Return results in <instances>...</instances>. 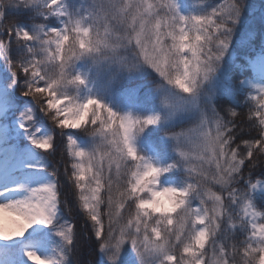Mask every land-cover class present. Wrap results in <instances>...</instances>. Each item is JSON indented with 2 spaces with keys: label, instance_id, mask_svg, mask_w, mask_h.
<instances>
[{
  "label": "snow or ice",
  "instance_id": "1",
  "mask_svg": "<svg viewBox=\"0 0 264 264\" xmlns=\"http://www.w3.org/2000/svg\"><path fill=\"white\" fill-rule=\"evenodd\" d=\"M41 0H8L0 5V33L18 41L35 37L4 20L11 8L16 17ZM62 0H44L43 11L65 18L60 28L47 30L42 59L27 65L10 62V72L30 81L22 93L42 101L40 110L51 114L63 131L84 128L102 138L95 153H85L69 138L64 145L70 157L64 174L73 189L74 201L92 229L96 250L107 255L109 264H144L146 257L159 256L160 264H264V219L248 200V189L236 182L259 167L264 169V0H223L208 15L185 18L175 0H135L131 17L139 58L169 85L184 94V104L202 105L205 117L197 131L191 159L180 151L191 183L185 189L160 187L162 170L138 157L131 146L134 130L156 123L158 118L134 120L119 116L96 99L84 103L57 94L65 83L84 85L79 75L65 78L66 66L93 49L87 38L91 29L79 20L66 19ZM91 19V16L88 17ZM7 43L0 41V55ZM59 71L49 77L45 64ZM255 66L260 83L250 86L246 70ZM247 92L251 102L247 120L239 103ZM31 117L25 118L27 123ZM251 125V126H249ZM23 127V125H22ZM41 152H53L51 138L32 137ZM166 171V170H163ZM58 184L32 189L25 199L0 203V242L23 238L36 224H52L61 194ZM3 190L0 194H3ZM198 207L186 206L188 197ZM67 205V199L63 200ZM240 205V217L249 221V232L239 244L219 245L214 240L226 205ZM128 212L125 218V212ZM76 229L68 224L57 233L67 248L76 242ZM128 243L136 259L121 247ZM28 264H58L32 251L23 253ZM95 264V260L91 261Z\"/></svg>",
  "mask_w": 264,
  "mask_h": 264
},
{
  "label": "trees",
  "instance_id": "2",
  "mask_svg": "<svg viewBox=\"0 0 264 264\" xmlns=\"http://www.w3.org/2000/svg\"><path fill=\"white\" fill-rule=\"evenodd\" d=\"M115 1L117 0H76L74 14L69 11L68 0H62L59 7L66 14V19L79 20L82 26L91 29V35L87 40L93 48L98 40L106 37L108 31L124 32L125 18L122 17L123 21L120 25L119 19L113 16L112 5ZM7 2L8 0H0V5ZM186 2L192 11L193 17L210 14L221 5L223 0H186ZM253 2H256V0H253ZM43 3L44 0H41V3L38 4H30L22 10L23 14L18 18L11 8L5 10L4 20L6 22L13 21L17 29L27 30L35 38L30 42H23L16 40L14 37H8L7 32L0 33V41H5L7 38L3 54L0 55L1 63L8 66L12 62L20 66L27 65L33 59L43 58V49L49 47L44 44L47 30L60 28L66 22L65 18L52 16L51 14L46 17L43 11ZM90 16L91 19L88 18ZM115 47L120 48L119 45ZM129 64L131 66L137 64V66L130 69L131 74L128 80H125L128 75L121 78L117 92L119 101L129 108L126 112L114 109L109 102H103L97 97H90L85 91L84 85L71 88L65 83L62 88L56 89L57 94L61 97L66 96L77 104L84 103L89 98L96 99L117 115L128 116L134 120L142 121L150 117L158 118L156 123L144 127L143 130L136 129L133 131L130 140L131 146L144 163L162 170L159 177L160 187L183 190L191 183L189 174L182 159L173 151L171 142L167 140L178 135L187 134L198 128L199 123L203 122L205 117L203 106L193 105L186 113H178L177 118L171 121V124L165 125L164 120L167 118V110L163 102L156 96V92L168 83L159 77L153 69L143 64L141 60L133 59ZM44 68L46 74L52 78H55L59 71L58 65L55 63L45 64ZM11 75L14 78L13 73ZM246 75L253 76L250 67L246 70ZM14 80L15 96L10 93L0 94V162L5 164L7 176H12L13 181L24 188L25 195L20 200L25 199L32 189L37 188L28 189V186L34 184L40 178L44 169L21 168L17 165L21 150L28 144L29 128H21L22 130L15 128L14 123L10 121L11 113L16 108L13 104L16 105L20 102L16 98L20 97L21 100H28L32 103L35 111L34 121L41 126H45L56 143V149L53 152V164L55 166L56 184L60 186V213L63 218L68 219L70 224L74 225L76 242L71 248L54 241L44 244L43 241H40V236L45 232L46 227L36 224L25 233L23 238L7 244L0 242V264H28L20 258V252L29 247H38L42 259L55 260L58 264H91V261L94 260L95 264H107L105 254L96 250L91 225L78 209L74 201L73 189L68 184L64 174L65 162L70 158L64 149V145L69 138L74 141L78 150L89 154H91L90 151L95 150L97 152L101 148L102 138L98 140L99 136L92 135L91 130L88 128L62 132L55 127L51 114L45 115L40 110L42 101L34 100L22 94L29 86L30 81L19 73L15 74ZM239 103L244 119L247 120L248 109L252 106L251 102L247 100V92L240 97ZM138 132L142 133V141L150 145V148L137 146ZM254 181L264 182V169L257 167L256 170L249 172L244 179L236 182V187L238 189H248V183ZM65 198L67 199V205L63 202ZM248 200L258 212L264 213V194H254L249 191ZM186 206L198 207L196 198L190 195ZM127 215L128 212L126 211L125 218H127ZM218 223L219 227L214 240L219 245L239 244L249 232L248 222L240 218V205L238 204L229 203L226 205V215ZM34 253L36 254L37 251L35 250ZM160 259L159 257L158 264H160ZM237 264H239V259Z\"/></svg>",
  "mask_w": 264,
  "mask_h": 264
},
{
  "label": "rangeland",
  "instance_id": "3",
  "mask_svg": "<svg viewBox=\"0 0 264 264\" xmlns=\"http://www.w3.org/2000/svg\"><path fill=\"white\" fill-rule=\"evenodd\" d=\"M68 3L70 6L69 11L74 14L76 11V0H68ZM134 4L135 0L115 1L112 5L113 16L119 19L120 25H122V17L125 18L126 26L123 27L124 32L115 33L114 31H108L106 37L96 42V46L92 48L93 50L91 52L74 59L66 66L65 69L66 80L79 75L81 79L85 81V91L90 97H97L103 102H109L114 109L120 112H126L129 109L126 104H122L118 99L117 92L119 90L121 78H123L124 75H128L125 78V80H128L131 74L130 69L133 68V66H137V64L131 66L129 62L131 63L133 59L141 60L134 41L135 31L133 30L131 17L127 15V13L132 10V7H134ZM175 4L179 15L185 18L192 17V11L190 7L187 6L186 0H175ZM116 45H119L120 48L117 49V47H115ZM143 64L145 63L143 62ZM250 67L252 68L254 74L253 78H250V86H255L261 82L259 71L254 65ZM68 86L71 88L78 87V85L70 84H68ZM14 87L15 80L9 71V65L7 66V64L0 62V94L10 93L11 95H14ZM62 87L63 85L58 88ZM156 96L163 102V105L167 110H165L167 113V118L164 120L165 125L171 124V121L177 118L178 113L184 114L193 107L192 104H184L187 98L184 97V94L180 93L178 89L169 84L160 91H157ZM16 99L20 102L16 103V105L13 104L17 108L12 111L10 121L14 123L15 128H29L28 144L23 147V153L19 154L17 164L21 168L42 167L44 169V173L41 175L40 179L34 185L30 186L29 189L33 187L40 188L49 184H56V177L54 174L55 166L53 164L54 151L48 153L41 152L39 149L35 148L31 142L32 137L37 139L52 138L50 132L45 128V126H40L36 122H32V120H34L35 111L30 101L21 100L20 97H17ZM26 117H31L27 123H25ZM202 130L203 127L201 121L198 128L195 130L184 135L175 136L167 141L171 142L173 151L179 157V152L182 150L188 154L189 159H191L193 143L196 139L195 132ZM141 134L142 133L139 132L137 133V146L151 147L142 141ZM100 139L101 137H99L98 140ZM95 152V150L90 151V153ZM5 173L6 168L2 165V163H0V191L11 189V191H4L3 194H0V203L20 200L25 195L24 188L15 183L12 176H7ZM252 184H255L256 187L250 189L251 193L264 194V182L254 181L248 184V188ZM258 213L260 214V218L264 219V213ZM243 220L249 223L247 219ZM68 223V220H65L62 217L60 207L58 206L56 214L53 217L52 224L47 226L45 230L46 233L42 234L43 236L40 237V241H43L44 244L50 241L57 242L60 245L64 244V241L57 235V233L61 231L64 226L68 225ZM35 250L38 253H36V255L40 256L38 247H29L20 252V258L24 262H28L23 253L25 251H32L34 253ZM125 254L132 256L134 260L136 259L133 249L127 242L121 247L119 256L122 257ZM105 259L107 264H109L106 254ZM158 259L159 256L156 255L148 256L146 257L144 264H158ZM117 264H119V260H117Z\"/></svg>",
  "mask_w": 264,
  "mask_h": 264
}]
</instances>
